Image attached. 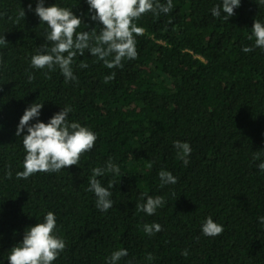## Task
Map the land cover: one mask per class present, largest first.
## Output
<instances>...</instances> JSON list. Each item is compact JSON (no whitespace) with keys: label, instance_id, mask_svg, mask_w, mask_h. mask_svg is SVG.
Masks as SVG:
<instances>
[{"label":"trees","instance_id":"trees-1","mask_svg":"<svg viewBox=\"0 0 264 264\" xmlns=\"http://www.w3.org/2000/svg\"><path fill=\"white\" fill-rule=\"evenodd\" d=\"M54 2L83 17L88 27L79 30L99 33L85 0L46 5ZM29 3L34 9L36 0H0V36L8 41L0 46V264L48 211L66 242L53 264H105L119 248L128 250L120 264H264V173L257 167L264 160V49L247 38L254 20L264 21V5L241 0L225 20L211 14L220 0H173L171 12L135 21L144 29L135 59L110 69L85 50L74 58L77 79L65 82L58 67H30L36 49L52 42ZM244 45L253 50L241 51ZM35 101L43 102L45 122L71 105L69 119L98 139L79 164L18 178L25 150L16 127ZM176 140L192 147L187 166ZM109 157L120 174L97 177L104 186L116 182L113 206L101 212L87 188L92 169ZM162 169L175 184L161 185ZM145 193L165 200L152 215L137 207ZM209 216L223 225L219 235L202 234ZM154 222L161 229L148 235L144 225Z\"/></svg>","mask_w":264,"mask_h":264},{"label":"clouds","instance_id":"clouds-1","mask_svg":"<svg viewBox=\"0 0 264 264\" xmlns=\"http://www.w3.org/2000/svg\"><path fill=\"white\" fill-rule=\"evenodd\" d=\"M88 11L85 13L91 21H98L99 33L90 30H79L84 22L81 15L73 12L72 8L63 7L54 2L46 5V0H36L35 8L29 3V10L46 23L45 41L52 42L40 45L35 54L30 58V67L33 69L55 70L57 67L62 73L65 82L77 79L73 62L79 54H88L102 61L107 68H122L124 60L135 59L137 52V36L144 32L143 27L135 22L146 12L155 15L167 14L172 11L173 0H85ZM257 5H264V0H255ZM241 0H220V3L211 8L213 17L223 14L225 20L234 15V9L238 8ZM25 15L24 9L20 13ZM102 25V26H101ZM251 34L248 40H254V46L264 49V21L254 20L251 26ZM4 36H0V46L7 44ZM253 46L244 45L241 51L248 53ZM80 68H87L88 64L81 62ZM115 73L104 77L105 82L111 80ZM31 78V76L29 77ZM43 102H33L23 111L16 127L15 135L22 137L25 150L23 170L16 173L18 178H28L34 173H55L67 166L79 164L81 154L91 151L98 135L89 126L82 125L79 121L70 120L73 109L71 105H64L48 118L47 122L39 119ZM34 121V122H30ZM26 129V131H25ZM173 146L177 150V156L182 163L189 164V156L192 147L187 141L176 140ZM258 154L253 159H258ZM257 167L264 173V160H260ZM105 173L120 174V167L108 158L104 167H95L89 178L87 191L95 196V207L101 212L108 211L113 206L112 191L115 181H110L104 186L97 178ZM161 185L175 184L177 177L169 170L162 169L158 173ZM146 197L144 203L137 207L147 215L154 214L158 208L165 204L162 196ZM264 225V216L258 217ZM161 229L159 223L145 224L144 231L152 235ZM223 231V225L211 216L201 224V232L204 236H216ZM66 247V242L58 234L57 218L54 212L48 211L42 220L28 226L23 238L14 244L8 253V264H53ZM187 250L184 255H187ZM128 255L126 248L113 250L110 256L105 258V264H120L122 258ZM148 260H152L151 254ZM126 264H133L131 260Z\"/></svg>","mask_w":264,"mask_h":264}]
</instances>
